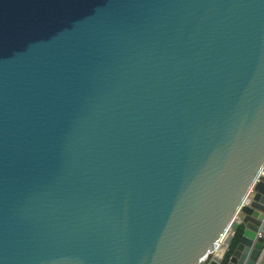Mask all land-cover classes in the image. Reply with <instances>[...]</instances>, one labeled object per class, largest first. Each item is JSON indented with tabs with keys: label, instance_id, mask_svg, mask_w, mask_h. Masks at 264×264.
Returning a JSON list of instances; mask_svg holds the SVG:
<instances>
[{
	"label": "water",
	"instance_id": "water-1",
	"mask_svg": "<svg viewBox=\"0 0 264 264\" xmlns=\"http://www.w3.org/2000/svg\"><path fill=\"white\" fill-rule=\"evenodd\" d=\"M236 228L263 264L264 0H0V264H223Z\"/></svg>",
	"mask_w": 264,
	"mask_h": 264
},
{
	"label": "trees",
	"instance_id": "trees-1",
	"mask_svg": "<svg viewBox=\"0 0 264 264\" xmlns=\"http://www.w3.org/2000/svg\"><path fill=\"white\" fill-rule=\"evenodd\" d=\"M239 230H240L239 228H236V230H235V235H234V237H233V240H232L231 244L229 245V249H228V251H227L226 254H225L223 264H225V261L227 260L229 254L231 253L232 249L234 248V246H235V244H236V242H237L238 235H239ZM202 264H204V263H202Z\"/></svg>",
	"mask_w": 264,
	"mask_h": 264
},
{
	"label": "bare ground",
	"instance_id": "bare-ground-1",
	"mask_svg": "<svg viewBox=\"0 0 264 264\" xmlns=\"http://www.w3.org/2000/svg\"><path fill=\"white\" fill-rule=\"evenodd\" d=\"M229 232L225 233L223 238L221 239L220 243L218 244V247L216 248V251H214V254L221 255L223 251L225 250V239L228 236Z\"/></svg>",
	"mask_w": 264,
	"mask_h": 264
},
{
	"label": "rangeland",
	"instance_id": "rangeland-1",
	"mask_svg": "<svg viewBox=\"0 0 264 264\" xmlns=\"http://www.w3.org/2000/svg\"><path fill=\"white\" fill-rule=\"evenodd\" d=\"M235 226H236V223L234 222L232 225H231V229H235ZM207 260L204 262V264H206Z\"/></svg>",
	"mask_w": 264,
	"mask_h": 264
},
{
	"label": "crops",
	"instance_id": "crops-1",
	"mask_svg": "<svg viewBox=\"0 0 264 264\" xmlns=\"http://www.w3.org/2000/svg\"><path fill=\"white\" fill-rule=\"evenodd\" d=\"M264 264V263H263Z\"/></svg>",
	"mask_w": 264,
	"mask_h": 264
}]
</instances>
